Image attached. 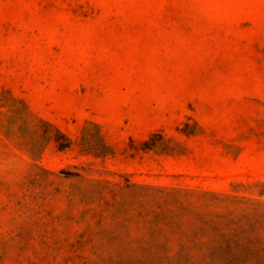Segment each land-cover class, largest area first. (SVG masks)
I'll list each match as a JSON object with an SVG mask.
<instances>
[{
    "label": "rangeland",
    "instance_id": "obj_1",
    "mask_svg": "<svg viewBox=\"0 0 264 264\" xmlns=\"http://www.w3.org/2000/svg\"><path fill=\"white\" fill-rule=\"evenodd\" d=\"M0 264H264V0H0Z\"/></svg>",
    "mask_w": 264,
    "mask_h": 264
}]
</instances>
